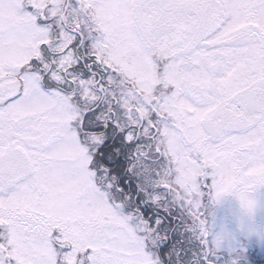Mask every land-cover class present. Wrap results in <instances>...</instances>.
<instances>
[{"label": "rangeland", "instance_id": "374dc122", "mask_svg": "<svg viewBox=\"0 0 264 264\" xmlns=\"http://www.w3.org/2000/svg\"><path fill=\"white\" fill-rule=\"evenodd\" d=\"M38 1L46 10L56 1L60 8L65 3ZM83 4L76 12L89 13H83L86 30L76 48L85 60L77 63L73 43L78 41L71 32L37 22L22 0H0V264H180L182 250L193 264H264V247L251 251L244 244L248 233L264 240V219L243 220L246 231L237 234L228 215L235 170L243 173L238 197L246 196L249 176L237 162L241 144L229 142L241 140L245 155L257 143L254 129L241 130L245 125L234 122L249 113L243 105L238 114L230 107V87L232 80L238 90L259 78L264 0ZM43 44L50 56L59 55L46 58L54 63L50 73ZM236 55L244 61L234 77L230 65ZM88 69L97 70L99 80ZM100 84L107 107L112 97L118 101L117 124L135 116L133 104L144 119L152 105L162 109L157 126L164 159H157V145L138 144L136 157L124 167L119 158H106L110 139L101 145L103 135L82 131L99 125L92 117L108 118L94 109ZM238 94L243 104L245 94ZM120 129L126 131L125 125ZM216 131L229 147L216 146ZM143 132L150 133L145 127ZM248 164L250 172L259 168ZM214 173H220L221 200ZM123 174L134 177L138 187L124 185ZM205 176L211 185L203 184ZM117 179L121 189L113 185ZM143 204L152 212H140ZM251 204L264 218L259 198ZM231 219L241 228L235 214Z\"/></svg>", "mask_w": 264, "mask_h": 264}, {"label": "flooded vegetation", "instance_id": "af4514ba", "mask_svg": "<svg viewBox=\"0 0 264 264\" xmlns=\"http://www.w3.org/2000/svg\"><path fill=\"white\" fill-rule=\"evenodd\" d=\"M23 1V6L25 9V13L28 15H32L35 20L39 23H41L42 25H49V27L52 28H56L58 27V25H62L63 28H66L69 32H71L73 34V36L76 38V41L78 42H74L73 44L76 43V46L74 48V55H75V60L76 61H80L83 63L85 59H83L80 55H78L77 53V46L83 42L84 40V32H85V28H81V20L84 18H86L84 16L83 13H89L88 10H83L82 14L76 12L75 8L76 6H80L79 4L81 3V7L85 6L83 4V1L86 2L89 0H65V3L63 4V6L60 8V6H58L57 1L55 2V5H48L49 9L46 10L45 4L43 1H38L39 4H37L35 2V0H22ZM71 1H76L78 2L75 5H71ZM50 9H53V11H51ZM58 12L60 14H58ZM75 24V27L71 28V24ZM264 22H262L263 25ZM143 24V23H142ZM59 25V26H60ZM145 25V24H144ZM262 27V26H261ZM142 33L145 34L146 32V28L142 27ZM262 29L264 30V27H262ZM259 34V32H258ZM257 35V34H256ZM257 39H259V37H256ZM150 39V38H149ZM79 43V44H78ZM45 45V44H43ZM79 45V46H80ZM47 50L42 51V56L43 58L46 60V62L48 63V69L47 72L50 73L53 70V65L54 63L49 62L46 59V52ZM52 55L55 56V59L58 58L57 57V53H53ZM246 60V59H245ZM244 60H241L240 58H238V55L235 56V58H233L232 63H231V71L234 73L233 76L235 77V72H237L236 70H238V68L241 67V63ZM255 61V60H254ZM262 61V64H264V56L262 57V59H259L258 61H256L257 66H258V70H259V78L255 81H252L251 83L247 84L244 87H241L240 89L237 90V85L235 83L234 80H232V86L230 87V93H234L232 94V102L230 103V107L234 108L235 111H237L236 114H238L239 112V108L241 107H245L247 112L249 114H246L245 118H242V120H236L234 121L235 123H237L238 125L243 124L244 129L241 130H253L252 132L254 138H256L257 143H255L256 148L254 147L253 149L250 150V153L245 155L243 153H241V151H243L244 149V143L241 140H237V138L233 139L231 142H229L230 147L233 146H238L241 144L240 149L238 150V157L239 159H237V162L241 165H245V168L243 170V172L247 173L249 176L246 179L247 181H245L243 184V188H244V192L246 194V196H244V194H242L240 197H238V195H235L238 193V191L236 189H240L241 187H237L238 181H240V177L243 174L242 171L240 169H236L235 170V178L232 180L233 175H234V170L232 168V175L229 176L230 179L232 181H230V183L234 184L233 186H231V188H229V192L231 195L232 199V204L233 206V210L232 213L228 214L230 217V230L233 233L239 234L242 233L245 230V225H244V221H250L252 220L254 221H261L263 218L262 215L258 214L255 210H254V205L251 204V201L254 199L259 198L260 203L264 206V201H262L260 198L264 197V100H262L263 96H264V69H262V65H259L258 63H260ZM88 65V64H87ZM85 66V65H83ZM237 66V67H236ZM243 66V65H242ZM246 66V65H245ZM89 68H91V65L88 66ZM86 68V67H85ZM234 68V69H233ZM241 69V68H240ZM91 72H94L96 74V77L99 80V77H101V75L97 72V70L93 71L91 69H88ZM87 70V71H88ZM235 83V84H234ZM105 86H107L105 84ZM99 87V86H98ZM97 87V88H98ZM103 85L100 84V87L98 88V91L100 92V100L98 102V104L94 107L95 112L97 114L100 113H106L107 115V119L105 121H102L101 119H98V117H92L91 123L92 124H96L99 123L98 126L95 125V127L97 128H101V129H95L94 128H89L87 123L86 126L88 127L87 129L82 130L83 132L86 133H91V134H98V135H103L104 139L101 143V145H103L108 139H110V144L108 146H110V149H108V146L106 147V158L111 156H115L117 158L120 159L121 164L125 167L126 164H128V162L136 157L135 154V148L138 144H140L142 147H144L145 149L148 148L149 144L154 145V147L157 145L158 147V151H157V159H164L165 156L163 155V137L160 135L159 133V128L157 126V124H161V122H163V120H161L162 118V114H164L162 112L161 108H157L156 106H151L149 109V114L145 113V119H144V115L143 112L141 111L140 108H137L134 106V104L131 106V108L133 109V113H135V116H129L128 117V124H126L124 121H120V124H117L116 122L119 120L117 118V112L114 110L117 104V99H115L114 97H112L111 99V104L112 106L107 107L106 103L109 101V97L106 100L105 103V90L103 89ZM111 87V84H108V88ZM102 89V91L100 90ZM238 93H242L245 94V96L243 97V104H238V102L242 101V98L240 99V101L237 100V98L239 97ZM110 97V98H111ZM131 103V102H130ZM233 104V105H232ZM221 105L222 103H218V105L216 106V121L218 123L220 119V109H221ZM240 105V106H239ZM243 105V106H242ZM129 109V108H128ZM232 110V109H231ZM235 114V115H236ZM86 115H89V111L85 112L82 118V122H84V116L86 117ZM147 115V116H146ZM166 116V114H165ZM167 117V122L171 121V117L169 116V114L166 116ZM134 122H132V121ZM146 120V121H145ZM102 121V122H100ZM136 121V123H135ZM159 121V122H158ZM121 125H125L126 127V131H122L121 132ZM145 125V126H144ZM146 128L147 131H149L150 133H147L148 135L143 134V128ZM95 129V130H93ZM220 129V128H219ZM217 130H218V126H217ZM102 134H99V133ZM126 134H128L130 136V138H126ZM183 135V134H182ZM219 135L215 134V142L217 143L216 146L219 143H222V148L226 149L227 147H229L226 144H223L222 141H220ZM161 146V148H159ZM230 149V148H229ZM244 152V151H243ZM159 155V157H158ZM255 156L257 158H262V160L260 161V163H258V161H254L252 159V157ZM250 159V161L248 160ZM231 164H232V158H230ZM204 160L203 158L201 159V164L203 165ZM251 163V164H248ZM248 165H251V167H259L258 169H254L251 170L252 172H250L248 170ZM250 167V168H251ZM205 168V167H203ZM249 168V169H250ZM258 170V171H256ZM217 173V172H216ZM216 173H214L213 176V183L216 184L218 191L215 192V195L219 196V199L221 200V194L222 191L220 190L221 187V182L218 183V177H220V173L218 175H216ZM256 173L260 174L257 175ZM124 175V174H123ZM110 175H108L109 177ZM124 178L126 179L124 181V185H126L127 187L131 188V186L133 185L134 187H138L137 186V181L134 179V177H130V179H128V177H126L124 175ZM109 180L112 181L111 176L109 177ZM116 183L113 184L115 189L116 188H120L122 187V181L120 179H117V181H115ZM203 184H206V186L211 185V181L209 180V177H206L202 179ZM121 185V186H120ZM205 186V185H203ZM220 191V192H219ZM220 193V194H219ZM137 196V195H136ZM224 203V202H222ZM142 204V203H141ZM143 209H139L140 212H148L151 213L152 210V206L148 204V206H146L145 204L142 205ZM233 214H235L239 220V223L241 225L240 227H237V225L235 224V219L232 220L231 217L233 216ZM162 215V214H161ZM171 217V216H168ZM244 220V221H243ZM243 234V233H242ZM245 242V246L247 247V249L254 251L253 247L256 245L257 248L262 250V247H264V240L262 242H258V237L257 239H254V236H252L251 233H248L247 235H245L244 238ZM263 251V250H262ZM198 262V261H197ZM182 264H193L192 261H190L188 259V261H182ZM197 264H202L200 262H198ZM203 264H208L203 263ZM211 264H215V263H211Z\"/></svg>", "mask_w": 264, "mask_h": 264}, {"label": "trees", "instance_id": "16d2710c", "mask_svg": "<svg viewBox=\"0 0 264 264\" xmlns=\"http://www.w3.org/2000/svg\"><path fill=\"white\" fill-rule=\"evenodd\" d=\"M44 46L45 45H42V48L45 50V48H44ZM47 52V54H46V58H48V59H50V58H52V56H54V55H52L51 54V56L48 54V51H46ZM57 56H59V55H57ZM54 59H55V56L53 57ZM59 58V57H58ZM58 58H56V59H58ZM55 59V60H56ZM77 62V61H76ZM78 63V62H77ZM53 71V70H52ZM42 82L46 85V86H49V84L47 83V80L45 81V79H43L42 80ZM52 85H56V84H52ZM169 241H171V238H169ZM181 256H182V254H181Z\"/></svg>", "mask_w": 264, "mask_h": 264}]
</instances>
